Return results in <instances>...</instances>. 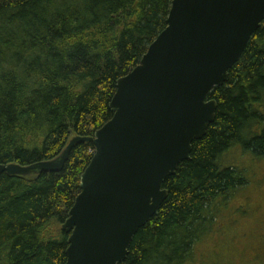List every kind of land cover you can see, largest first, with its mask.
<instances>
[{"label":"trees","instance_id":"trees-1","mask_svg":"<svg viewBox=\"0 0 264 264\" xmlns=\"http://www.w3.org/2000/svg\"><path fill=\"white\" fill-rule=\"evenodd\" d=\"M172 2L0 0V165L54 160L111 121L117 82L166 29ZM209 100L214 124L165 182L168 199L124 264H264V238L234 225L246 172L223 166L230 151L264 158V22ZM94 153L78 145L58 174L0 176V264H66L62 226Z\"/></svg>","mask_w":264,"mask_h":264},{"label":"water","instance_id":"water-1","mask_svg":"<svg viewBox=\"0 0 264 264\" xmlns=\"http://www.w3.org/2000/svg\"><path fill=\"white\" fill-rule=\"evenodd\" d=\"M264 22V0H173L166 29L117 82L113 118L93 137H74L50 161L0 165V176L58 174L71 151L92 144L62 232L66 264H124L138 232L168 199L165 182L191 160L216 120L209 100L229 80Z\"/></svg>","mask_w":264,"mask_h":264},{"label":"rangeland","instance_id":"rangeland-1","mask_svg":"<svg viewBox=\"0 0 264 264\" xmlns=\"http://www.w3.org/2000/svg\"><path fill=\"white\" fill-rule=\"evenodd\" d=\"M230 152L223 166L227 168L232 165V162L238 163L240 167H243L248 178V183L232 200L234 210L238 208L243 210V214L237 220L235 219L237 223L234 225L241 232H250L246 238H252L256 242L260 237L264 238V158L249 154L243 156L240 153L238 157L237 154Z\"/></svg>","mask_w":264,"mask_h":264}]
</instances>
